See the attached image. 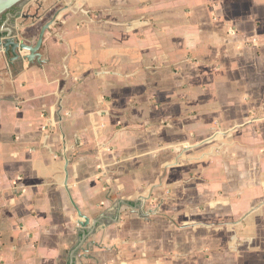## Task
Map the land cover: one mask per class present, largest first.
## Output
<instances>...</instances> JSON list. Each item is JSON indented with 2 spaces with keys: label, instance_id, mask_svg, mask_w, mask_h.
I'll return each instance as SVG.
<instances>
[{
  "label": "crops",
  "instance_id": "obj_1",
  "mask_svg": "<svg viewBox=\"0 0 264 264\" xmlns=\"http://www.w3.org/2000/svg\"><path fill=\"white\" fill-rule=\"evenodd\" d=\"M15 10L0 264H264V0Z\"/></svg>",
  "mask_w": 264,
  "mask_h": 264
},
{
  "label": "water",
  "instance_id": "obj_2",
  "mask_svg": "<svg viewBox=\"0 0 264 264\" xmlns=\"http://www.w3.org/2000/svg\"><path fill=\"white\" fill-rule=\"evenodd\" d=\"M25 0H0V18L8 14L13 8L21 4ZM54 18L44 24L39 33L38 38L33 46L25 44L23 41L16 39L5 30V24L0 27V48L2 49L4 56L11 62L21 59L20 54L25 53L22 56L23 60L27 62L37 61L39 54L38 51L41 47L44 33L49 29Z\"/></svg>",
  "mask_w": 264,
  "mask_h": 264
},
{
  "label": "rangeland",
  "instance_id": "obj_3",
  "mask_svg": "<svg viewBox=\"0 0 264 264\" xmlns=\"http://www.w3.org/2000/svg\"><path fill=\"white\" fill-rule=\"evenodd\" d=\"M33 0H26V1H23V2H21V4H19L18 6H16L15 8H13L14 10L15 9H19V8H24V7H26L27 5H29L31 2H32ZM0 20H1V18H0Z\"/></svg>",
  "mask_w": 264,
  "mask_h": 264
},
{
  "label": "flooded vegetation",
  "instance_id": "obj_4",
  "mask_svg": "<svg viewBox=\"0 0 264 264\" xmlns=\"http://www.w3.org/2000/svg\"><path fill=\"white\" fill-rule=\"evenodd\" d=\"M25 1H26V0H25ZM19 10H21V8H19ZM12 11H14V9H12L8 14L2 16V17H4V20L6 19L7 16L11 15ZM2 17H1V18H2ZM0 27H1V26H0Z\"/></svg>",
  "mask_w": 264,
  "mask_h": 264
},
{
  "label": "trees",
  "instance_id": "obj_5",
  "mask_svg": "<svg viewBox=\"0 0 264 264\" xmlns=\"http://www.w3.org/2000/svg\"><path fill=\"white\" fill-rule=\"evenodd\" d=\"M14 11H16V10H14ZM3 21H4V17L1 18L0 25L2 24ZM0 37H1V35H0Z\"/></svg>",
  "mask_w": 264,
  "mask_h": 264
}]
</instances>
